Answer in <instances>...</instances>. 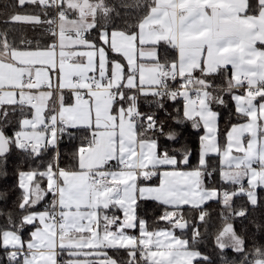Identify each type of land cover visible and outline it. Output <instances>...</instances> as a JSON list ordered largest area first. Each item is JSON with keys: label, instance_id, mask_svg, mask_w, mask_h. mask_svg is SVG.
Segmentation results:
<instances>
[{"label": "snow or ice", "instance_id": "obj_1", "mask_svg": "<svg viewBox=\"0 0 264 264\" xmlns=\"http://www.w3.org/2000/svg\"><path fill=\"white\" fill-rule=\"evenodd\" d=\"M0 24V175L27 165L0 264H213L209 202L220 264H264L233 223L264 189V0H8ZM173 124L203 130L195 165Z\"/></svg>", "mask_w": 264, "mask_h": 264}, {"label": "trees", "instance_id": "obj_2", "mask_svg": "<svg viewBox=\"0 0 264 264\" xmlns=\"http://www.w3.org/2000/svg\"><path fill=\"white\" fill-rule=\"evenodd\" d=\"M7 2L8 0H0V5ZM9 11L12 10L9 9ZM0 27H3V25L0 24ZM16 27L26 29L27 33L31 35V29L28 26L17 25ZM217 83H221V80L218 79ZM226 99H229L228 107L215 108L216 111L221 113V130L229 127L231 123L236 122V118L230 114L231 111H234L233 104L230 98ZM165 106L169 111H173L174 107H180V105H174L171 101L167 102ZM141 109L143 111L151 110L150 106L147 103H142ZM160 115L161 117H163V112H161ZM169 123H171V121H169ZM173 127L176 128V130L180 133L178 142L162 141V143L164 144V146L168 147L169 150L178 149L182 145H187L192 150L193 154L191 156V161L192 164L195 165L199 155V139L200 136H202L204 133L203 130L193 129L190 124L181 126H176L173 124ZM9 134H11V131H9ZM60 151L65 154L71 151V145L68 143L67 138H65V140L62 142ZM213 163H215V160H213ZM18 167H22L24 170H27V165L22 163V158L19 157V154L13 152V154L10 155L5 168L7 175H0V193H6V196L0 199V213L7 214L11 212L17 220L20 216V211L16 207L17 198L20 195V190L16 186V172ZM257 195L260 199L261 207H258L254 210L249 208L248 219L245 220L243 218H237L233 221L236 230L238 232H241V234H245L249 237V244H251L252 242L251 237L253 236V234L255 235L257 242L264 243V233L258 231L256 227V225L258 224H264V189H257ZM245 201L246 198L237 199L235 202L236 206L239 207L240 205L244 204ZM208 210L210 211L212 216L213 226L208 229L207 234L205 235L201 244L198 245V248L202 253L212 258L213 264H220V258L217 254V249L214 246L213 240L214 234L217 228L220 226V220L218 218L220 206L215 202H209ZM139 214L141 217L147 219L149 223H151L152 219L160 214V210L155 208L152 202H147L145 204H142V207L139 210ZM6 218V215H0V226H3L5 224ZM253 221L255 223H253ZM242 229H246V232H242ZM201 231H204L203 228L201 229ZM27 236L28 232L26 231L24 233L25 239H27ZM228 255L229 258H231L234 254L231 252V250H228ZM2 256L3 252L2 250H0V257ZM2 264H7V260L4 259L2 261Z\"/></svg>", "mask_w": 264, "mask_h": 264}, {"label": "crops", "instance_id": "obj_3", "mask_svg": "<svg viewBox=\"0 0 264 264\" xmlns=\"http://www.w3.org/2000/svg\"><path fill=\"white\" fill-rule=\"evenodd\" d=\"M204 134V133H203Z\"/></svg>", "mask_w": 264, "mask_h": 264}]
</instances>
